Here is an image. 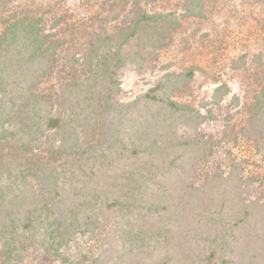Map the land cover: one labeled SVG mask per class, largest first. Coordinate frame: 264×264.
<instances>
[{"label":"trees","instance_id":"trees-1","mask_svg":"<svg viewBox=\"0 0 264 264\" xmlns=\"http://www.w3.org/2000/svg\"><path fill=\"white\" fill-rule=\"evenodd\" d=\"M34 1L0 0V264H264V56L231 63L256 84L239 127L225 85L173 100L196 66L123 103L120 70L206 1Z\"/></svg>","mask_w":264,"mask_h":264},{"label":"rangeland","instance_id":"rangeland-1","mask_svg":"<svg viewBox=\"0 0 264 264\" xmlns=\"http://www.w3.org/2000/svg\"><path fill=\"white\" fill-rule=\"evenodd\" d=\"M205 1L204 20H183L181 27L169 34L166 46L158 50L155 61L149 59L141 71L133 64H127L120 70L119 79L123 91L119 97L121 102H129L145 93L161 75L171 71L177 72L182 67L196 66L201 71L195 73L193 80L186 87L174 90L173 100L196 108L201 101L211 99L217 86L225 85L229 88V93L220 104V113H214L224 116L226 111H230L235 118L232 123L237 127L244 122L247 116L240 111L251 101L256 84L247 76L248 73L232 70L231 63L238 55L245 54L248 65L252 67L253 56H264V0H234L235 7L226 0H216L215 5L211 0ZM24 2L27 9L32 7L28 0H23ZM34 2H42V8L47 9L44 0ZM240 2L243 4H239ZM163 5L170 9L167 4ZM171 5L174 9H179V4L172 1ZM222 7L226 11L230 9L228 13L235 23L229 20L225 27L219 21L216 15L218 9L223 10ZM68 52L72 53V50L68 49ZM258 72L260 74L262 71L259 69ZM235 97L239 99L237 107L232 101ZM200 111L205 112L204 109ZM221 129L220 121L204 127L207 134L215 139L219 138ZM249 161L254 171L262 168L264 172V164L260 166L258 155Z\"/></svg>","mask_w":264,"mask_h":264}]
</instances>
